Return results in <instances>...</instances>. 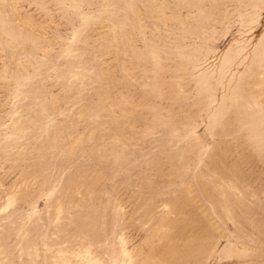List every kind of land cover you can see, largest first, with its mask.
I'll list each match as a JSON object with an SVG mask.
<instances>
[{
  "label": "rangeland",
  "instance_id": "374dc122",
  "mask_svg": "<svg viewBox=\"0 0 264 264\" xmlns=\"http://www.w3.org/2000/svg\"><path fill=\"white\" fill-rule=\"evenodd\" d=\"M0 264H264V0H0Z\"/></svg>",
  "mask_w": 264,
  "mask_h": 264
}]
</instances>
